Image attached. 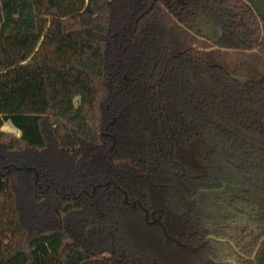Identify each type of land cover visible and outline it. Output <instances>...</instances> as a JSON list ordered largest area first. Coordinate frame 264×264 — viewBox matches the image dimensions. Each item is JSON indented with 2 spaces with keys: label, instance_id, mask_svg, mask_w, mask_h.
<instances>
[{
  "label": "trees",
  "instance_id": "16d2710c",
  "mask_svg": "<svg viewBox=\"0 0 264 264\" xmlns=\"http://www.w3.org/2000/svg\"><path fill=\"white\" fill-rule=\"evenodd\" d=\"M196 137L209 175L175 155ZM0 172V264H264V18L249 0H0ZM114 185L181 242L213 237L166 239Z\"/></svg>",
  "mask_w": 264,
  "mask_h": 264
},
{
  "label": "flooded vegetation",
  "instance_id": "af4514ba",
  "mask_svg": "<svg viewBox=\"0 0 264 264\" xmlns=\"http://www.w3.org/2000/svg\"><path fill=\"white\" fill-rule=\"evenodd\" d=\"M201 22H203V23L206 22L207 24L215 25V24L209 22L205 17H203V16H201V15H198L195 19H193V20H191L190 22L186 23V25L192 30V32H194V33H200V34H202L203 36H205V35L203 34V32H202L203 30H202V27H201V25H200ZM215 26H217V25H215ZM218 27H219V26H218ZM220 29H221V28H220ZM220 34H221V33H220ZM220 34H219V36H220ZM219 36H218V37H219ZM205 37H206V36H205ZM218 37H217V38H218ZM208 38H209V37H208ZM217 38H216V39H217ZM216 39H213V40H216ZM200 139L205 140V141L207 142V145H208V146H207V148H206L204 154H200V153H201L200 150H196L195 152L192 151V157H193L194 160H196V161L198 162L199 166L202 167V170H201V173H199V174H190V173L188 172L189 165L187 166V164H185L186 161H185V160H181V159L179 158V156H177V154H176V152H175V147H177V146L187 147L188 145H191V144H193L195 141L200 140ZM173 149H174V152H175V155H176L177 159L181 162L182 165H184V166H183V171H186V173H187L189 176H200V175H205V174H208V175H209V173L207 172V170H206V168L204 167V165H203V164L199 161V159H198V157H200V158H204V157H206L207 153L213 149V145H212L208 140H206L204 137H196V138H194V139L188 141L187 144H185V145L175 144L174 147H173ZM199 152H200V153H199ZM36 176H37V175H36ZM99 185H100V184H97L96 186H99ZM105 185L108 186V185H109V181H106V182H105ZM114 187L120 189V187L117 186V185H114ZM94 188H95V186H93V188H92V192H94ZM120 190L122 191L123 189H120ZM124 191H125V190H124ZM125 192H126V191H125ZM122 193H123V191H122ZM123 194H124V193H123ZM123 200H124V202H126V203H128V204H131L132 206H136V205H138V206L144 211L143 208H145V207H143V206L141 205V203H140L139 200H137V199H135V200H131V201L128 200V198H127V193H126V200H125L124 197H123ZM137 201H138L139 203H137ZM145 209H146V208H145ZM146 210H147V209H146ZM147 211H148V210H147ZM161 212H162V211H160V213H156L155 210H153V211H151V212L148 211L147 216H145V211H144V219H145V220H148V218H150V221H151V222H154V223L159 224V223L156 221V219H157L158 216H160V218H161ZM159 220L161 221V219H159ZM148 221H149V220H148ZM161 222H162V221H161ZM162 224H163V223H162ZM159 225H160V224H159ZM160 227H161V226H160ZM161 229H162V228H161ZM207 237H208V238H209V237H213V235H208V236H206V238H207ZM206 238H205V239H206ZM205 239H204V240H205ZM204 240H203V242H201V243H199V244H197V245H190V244H187V245H190V246L196 247L195 249H191V250H196V249H198L199 247H201V246H202V245H203L208 239H207L206 241H204ZM202 243H203V244H202ZM185 244H186V243H185ZM200 244H202V245H200ZM183 247H187V246H183ZM187 248H188V247H187ZM188 249H190V248H188ZM255 252H256V250H254L253 255L255 254ZM211 262H215V263H217V264H235L234 260H231V259L216 260L213 256H209L205 263H203V262H198L197 264H211Z\"/></svg>",
  "mask_w": 264,
  "mask_h": 264
},
{
  "label": "rangeland",
  "instance_id": "374dc122",
  "mask_svg": "<svg viewBox=\"0 0 264 264\" xmlns=\"http://www.w3.org/2000/svg\"><path fill=\"white\" fill-rule=\"evenodd\" d=\"M202 27V32L206 37H209L210 39H216L219 34L221 33V29L218 26L212 25V24H207L206 22H201L200 23ZM3 130H7L10 132H13L15 134H19V131L9 122H5L4 125L2 126ZM207 142L205 140H197L193 144L188 145L187 147H181L177 146L175 147V152L177 156L181 160H185L187 166L189 165L188 172L190 174H199L201 173L202 167L199 166L198 162L193 159L192 157V151L200 150V154H204L206 148H207ZM36 175V173H35ZM38 177V173H37Z\"/></svg>",
  "mask_w": 264,
  "mask_h": 264
},
{
  "label": "water",
  "instance_id": "95a60500",
  "mask_svg": "<svg viewBox=\"0 0 264 264\" xmlns=\"http://www.w3.org/2000/svg\"><path fill=\"white\" fill-rule=\"evenodd\" d=\"M249 1L253 4L255 10L260 14V16H261L262 18H264V0H249ZM6 167H7V169H9L10 166L7 165ZM14 167H15L16 169H22V168H25L26 170H29V169L32 168V167H23V166H14ZM0 174H1V172H0ZM36 175H37V173H36ZM122 191H123V193H124V198H125V200H126V192H125L124 190H122ZM137 203H139V202L137 201ZM143 209H144V211H145V216H147L148 211H147L145 208H143ZM159 219H160V216L157 217L156 221L160 224V226H161V228H162V231H163V234H164V236L166 237V239H168V240H172V241H175V242H176L178 245H180V246H187V247L190 248V249H195V248H196V247H193V246L187 245V244L181 242L180 240L176 239V238L173 237L172 235L168 234L167 231H166V229H165V227H164V225L162 224V222H161ZM207 239H208V237H207L204 241H206ZM202 244H203V243H202ZM202 244H200V245H202Z\"/></svg>",
  "mask_w": 264,
  "mask_h": 264
}]
</instances>
